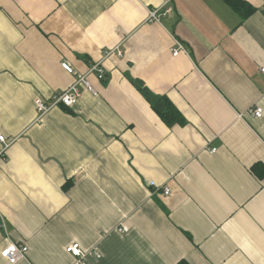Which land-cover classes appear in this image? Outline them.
Masks as SVG:
<instances>
[{
  "label": "crops",
  "instance_id": "1",
  "mask_svg": "<svg viewBox=\"0 0 264 264\" xmlns=\"http://www.w3.org/2000/svg\"><path fill=\"white\" fill-rule=\"evenodd\" d=\"M242 1L244 19L224 0H171L150 22L162 0H0V251L27 247L0 264H76L72 243L86 264H264L251 170L264 168V0ZM63 60L101 61L105 79L38 117L35 98L74 81ZM134 80L185 124L166 125Z\"/></svg>",
  "mask_w": 264,
  "mask_h": 264
},
{
  "label": "built area",
  "instance_id": "2",
  "mask_svg": "<svg viewBox=\"0 0 264 264\" xmlns=\"http://www.w3.org/2000/svg\"><path fill=\"white\" fill-rule=\"evenodd\" d=\"M171 0H162V4L159 7L149 9L147 12V20L150 22H157L161 17L166 16L171 13ZM175 47L171 48V53L173 56H177L181 52H185L184 45L178 41H174ZM117 53V55H121V50L118 47L111 48L107 51H104V57L112 53ZM61 68L67 73L71 74L74 77L73 83L64 90L56 91L51 96L49 103H45L40 98H35L34 103L36 106V110L38 113V117L44 115L50 108L53 106H67L70 107L74 105L79 96H80V87H84L86 89L92 90L90 82L88 81V76L94 74L97 79L104 80L105 79V71L101 64V61H97L93 63L86 73H80L74 69V67L66 60L60 62ZM260 72L264 79V68H260ZM249 112L254 117L262 116V109L260 107H251ZM0 144H2L0 149V156H2L8 147L9 143L6 141L5 136L0 132ZM211 151H215V148H212ZM149 185L155 190H161L164 195H168L170 193V188L168 186H157L154 181H150ZM121 231H125L124 229H120ZM27 247L23 244H17L13 242H9L6 247H4L0 251V255L6 259L9 263L15 262L17 259L22 257L26 252ZM66 252L72 255L76 259V264H86L83 262L84 252L80 248L78 243H72L66 246Z\"/></svg>",
  "mask_w": 264,
  "mask_h": 264
},
{
  "label": "trees",
  "instance_id": "3",
  "mask_svg": "<svg viewBox=\"0 0 264 264\" xmlns=\"http://www.w3.org/2000/svg\"><path fill=\"white\" fill-rule=\"evenodd\" d=\"M224 1L227 2L233 8V10L240 15L242 19L246 18L254 11L253 6L242 0ZM133 82L138 91L148 101L151 108L158 114V116L164 121L166 125L173 126L175 124H185L186 121L184 117L166 96L155 95L140 80H134ZM251 170L258 178L264 177V168L261 167L259 164L253 165Z\"/></svg>",
  "mask_w": 264,
  "mask_h": 264
}]
</instances>
